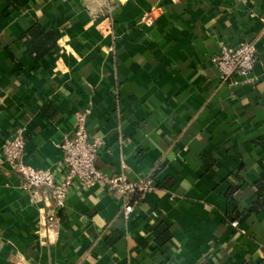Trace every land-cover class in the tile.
Segmentation results:
<instances>
[{
	"label": "crops",
	"instance_id": "obj_1",
	"mask_svg": "<svg viewBox=\"0 0 264 264\" xmlns=\"http://www.w3.org/2000/svg\"><path fill=\"white\" fill-rule=\"evenodd\" d=\"M242 42L254 81L222 83L213 58ZM81 115L98 168L153 191L77 186L49 232L2 148L22 130L52 169ZM0 264H264V0H0Z\"/></svg>",
	"mask_w": 264,
	"mask_h": 264
},
{
	"label": "built area",
	"instance_id": "obj_2",
	"mask_svg": "<svg viewBox=\"0 0 264 264\" xmlns=\"http://www.w3.org/2000/svg\"><path fill=\"white\" fill-rule=\"evenodd\" d=\"M213 63L219 71L222 83H238V76L245 84L254 81L253 71L257 63V49L253 43L242 42L237 46L222 45L214 56ZM102 143L90 136L86 128L85 116L77 119L75 136L65 140L61 145L62 158L52 169H36L24 162L26 148L25 134L18 131L15 138L2 148L6 163L12 171L23 178V188L35 198L45 201L47 208L45 227L49 232L60 230L58 213L67 205L68 198L77 186L92 188L102 186L109 194L144 199L152 193L151 180L135 181L126 174L127 166L122 165L124 172L119 175H107L97 166V158ZM137 202H130L124 207V214L130 216ZM234 227L239 223L234 222Z\"/></svg>",
	"mask_w": 264,
	"mask_h": 264
},
{
	"label": "trees",
	"instance_id": "obj_3",
	"mask_svg": "<svg viewBox=\"0 0 264 264\" xmlns=\"http://www.w3.org/2000/svg\"><path fill=\"white\" fill-rule=\"evenodd\" d=\"M29 37L30 39L27 42L29 49L39 56L46 55L55 46L53 35L39 27L31 29Z\"/></svg>",
	"mask_w": 264,
	"mask_h": 264
}]
</instances>
